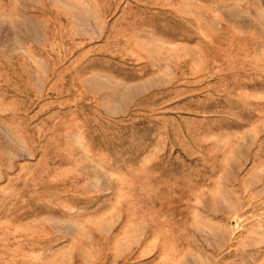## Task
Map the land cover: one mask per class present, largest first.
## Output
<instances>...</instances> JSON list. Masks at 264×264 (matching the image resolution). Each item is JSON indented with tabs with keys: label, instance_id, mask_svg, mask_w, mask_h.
<instances>
[{
	"label": "rangeland",
	"instance_id": "rangeland-1",
	"mask_svg": "<svg viewBox=\"0 0 264 264\" xmlns=\"http://www.w3.org/2000/svg\"><path fill=\"white\" fill-rule=\"evenodd\" d=\"M0 264H264V0H0Z\"/></svg>",
	"mask_w": 264,
	"mask_h": 264
}]
</instances>
